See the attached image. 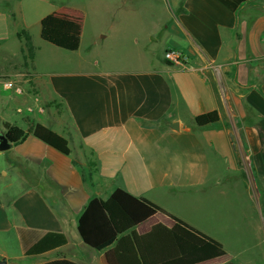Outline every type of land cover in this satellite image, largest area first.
<instances>
[{
	"label": "crops",
	"instance_id": "1",
	"mask_svg": "<svg viewBox=\"0 0 264 264\" xmlns=\"http://www.w3.org/2000/svg\"><path fill=\"white\" fill-rule=\"evenodd\" d=\"M172 1L176 11L160 39L143 32L135 49L119 42L122 48L105 44L103 51L94 41L88 54L110 56L100 63L82 55L77 9L58 0H0V134L4 123L23 130L42 124L71 149L67 156L29 135L0 152L6 264H105L106 251L86 245L78 225L92 199L107 200L117 189L223 246L198 247L176 236L181 257L163 264L264 258V0ZM43 26L79 34L80 48L54 46L48 54ZM20 32L30 37L31 51ZM103 34L97 38L109 37ZM168 49L188 59L169 63ZM214 111L216 124L197 125V116ZM159 223L172 228L174 220L158 213L136 231ZM49 234L66 243L26 254Z\"/></svg>",
	"mask_w": 264,
	"mask_h": 264
},
{
	"label": "trees",
	"instance_id": "2",
	"mask_svg": "<svg viewBox=\"0 0 264 264\" xmlns=\"http://www.w3.org/2000/svg\"><path fill=\"white\" fill-rule=\"evenodd\" d=\"M27 48L31 51L30 37L26 32ZM41 38L64 50L77 51L81 45L79 34L63 31L50 26H43ZM219 115L216 111L197 116L199 127L216 124ZM4 132L12 146L24 142L33 135L47 145L69 156L71 149L68 140L42 124L23 130L11 123H4ZM162 213L174 220L169 228L156 224L145 234H139L136 228L154 215ZM79 234L86 245L98 251L105 250V264H163L181 257L176 236L191 244L202 247L207 244L220 249L222 244L216 239L189 225L182 219L169 213L157 204L142 197H135L123 189H117L109 199H92L79 219ZM66 243L60 234H49L35 243L26 254L33 255L54 249ZM45 264H76L69 260H56Z\"/></svg>",
	"mask_w": 264,
	"mask_h": 264
},
{
	"label": "rangeland",
	"instance_id": "3",
	"mask_svg": "<svg viewBox=\"0 0 264 264\" xmlns=\"http://www.w3.org/2000/svg\"><path fill=\"white\" fill-rule=\"evenodd\" d=\"M63 5L77 9L82 19L83 41L81 52L85 59H95L100 63L109 60V54H88L94 41L98 42V51L104 50V45L116 44L122 48L119 42H126L135 49L134 38L143 32H151V39H160L164 30V24H169V18L176 11V5L172 0H58ZM261 9V7H260ZM35 30H32L35 41ZM40 33V32H39ZM38 33V34H39ZM108 33L106 40H100V35ZM40 37V34L38 35ZM48 46L46 51L54 50V45L44 41ZM97 49V48H96ZM53 54V53H52ZM113 54L112 57H116ZM137 56L138 54H129ZM63 59L67 58L62 55ZM89 59V60H90ZM107 63V62H106ZM216 81V80H215ZM256 249L254 255H260ZM264 264V258L258 262Z\"/></svg>",
	"mask_w": 264,
	"mask_h": 264
},
{
	"label": "built area",
	"instance_id": "4",
	"mask_svg": "<svg viewBox=\"0 0 264 264\" xmlns=\"http://www.w3.org/2000/svg\"><path fill=\"white\" fill-rule=\"evenodd\" d=\"M164 58L167 62L173 64H179L185 62L188 58L177 49H168L164 53Z\"/></svg>",
	"mask_w": 264,
	"mask_h": 264
},
{
	"label": "water",
	"instance_id": "5",
	"mask_svg": "<svg viewBox=\"0 0 264 264\" xmlns=\"http://www.w3.org/2000/svg\"><path fill=\"white\" fill-rule=\"evenodd\" d=\"M172 128L178 129L179 124L174 123L171 125ZM12 147V144L4 134H0V152L9 150ZM0 264H6V260H0Z\"/></svg>",
	"mask_w": 264,
	"mask_h": 264
},
{
	"label": "clouds",
	"instance_id": "6",
	"mask_svg": "<svg viewBox=\"0 0 264 264\" xmlns=\"http://www.w3.org/2000/svg\"><path fill=\"white\" fill-rule=\"evenodd\" d=\"M11 85H5V87H10Z\"/></svg>",
	"mask_w": 264,
	"mask_h": 264
}]
</instances>
